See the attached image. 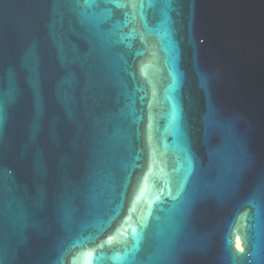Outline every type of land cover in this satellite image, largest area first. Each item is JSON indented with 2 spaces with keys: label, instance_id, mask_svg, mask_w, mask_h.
I'll use <instances>...</instances> for the list:
<instances>
[{
  "label": "water",
  "instance_id": "obj_1",
  "mask_svg": "<svg viewBox=\"0 0 264 264\" xmlns=\"http://www.w3.org/2000/svg\"><path fill=\"white\" fill-rule=\"evenodd\" d=\"M0 264H264V0H0Z\"/></svg>",
  "mask_w": 264,
  "mask_h": 264
},
{
  "label": "bare ground",
  "instance_id": "obj_2",
  "mask_svg": "<svg viewBox=\"0 0 264 264\" xmlns=\"http://www.w3.org/2000/svg\"><path fill=\"white\" fill-rule=\"evenodd\" d=\"M241 244H242V243H241V240H240V238H238L237 241H236V246H237V248H238L239 250H243Z\"/></svg>",
  "mask_w": 264,
  "mask_h": 264
},
{
  "label": "snow or ice",
  "instance_id": "obj_3",
  "mask_svg": "<svg viewBox=\"0 0 264 264\" xmlns=\"http://www.w3.org/2000/svg\"><path fill=\"white\" fill-rule=\"evenodd\" d=\"M86 2H87V0H86ZM113 239V237H109V241H111Z\"/></svg>",
  "mask_w": 264,
  "mask_h": 264
}]
</instances>
